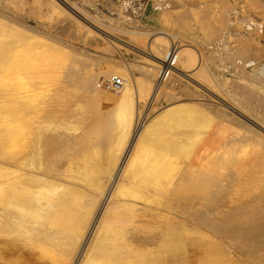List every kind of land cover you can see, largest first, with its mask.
<instances>
[{
	"label": "bare ground",
	"instance_id": "bare-ground-1",
	"mask_svg": "<svg viewBox=\"0 0 264 264\" xmlns=\"http://www.w3.org/2000/svg\"><path fill=\"white\" fill-rule=\"evenodd\" d=\"M45 1L53 15L69 14L57 16L63 28L75 24L89 37L128 34L131 42H125L148 56L138 68L146 78L134 76L138 65L98 60L82 47L70 57L55 39L35 42L41 34L35 27L25 23L15 31L0 19V264H20L23 251L34 257L31 264H264V134L255 129H264V108L253 105L258 93L247 88L264 89V63L233 64L240 81L234 80L236 87L231 81L235 88L228 91L210 67L192 68L197 51L201 60L230 67L224 64L230 54L226 16L237 7L227 0H169L176 9L166 13L159 2L160 22L174 19L197 36L194 25H200L204 40L229 26L204 56L172 32L114 28L75 0ZM246 1L264 12V0ZM130 5L122 0L119 14ZM241 11L245 17L234 24L248 27V48L255 52L264 18ZM174 46L176 67L160 84L161 64ZM246 65L255 69L246 74ZM182 77L226 95L224 104L235 112L250 102L247 119L256 127L210 101L177 95L185 89ZM106 79L121 87L103 88ZM16 93L20 106L10 109ZM246 94L252 96L247 104L240 98ZM166 95L172 96L167 104L136 120L141 99L156 103ZM229 131L228 141H217Z\"/></svg>",
	"mask_w": 264,
	"mask_h": 264
},
{
	"label": "rangeland",
	"instance_id": "rangeland-1",
	"mask_svg": "<svg viewBox=\"0 0 264 264\" xmlns=\"http://www.w3.org/2000/svg\"><path fill=\"white\" fill-rule=\"evenodd\" d=\"M44 1L45 0H5V1L1 2V0H0V12H2L0 15V17H1L0 19L2 21H3V19H5V21H7V23L10 25V26H8L9 29H11V30L18 29L15 31L24 30L23 25L25 23L35 27L39 31V33H41L40 35H39V33H35L36 36L39 35V36H37L36 39H34L35 42L44 41V40H47L48 38H52L53 40L55 39L54 42H56V43L58 42L57 43L58 45L65 46L67 48V49L65 48L66 50L63 52V54L67 53L66 51L68 50V53L70 52V54H71V55L69 54L70 57L72 56V54L75 55V53H76V51L74 50L75 48H81L82 47L81 49H83L89 53L91 52L90 54H94V57H96V55H98L99 57L97 56L98 58H95L98 60L99 59L101 60L102 59L101 56L102 57L104 56V57H108V58L112 57V59H115L117 61H120V60L124 61L125 63H127L130 66L136 67V65H138V67L133 70L134 76L136 78H141L143 80H144V78H146L145 73L143 71L140 72V69H138V68H140L139 66H143L144 64H146L147 59H145L142 56H145V57H148V56H146L145 53L143 54V52H141L137 48H133L132 46L128 45V43H126V42H131L128 34L122 33V32H118V33L114 32L115 36H112V35L108 36V35L104 34V35H96L93 37H91L92 36L91 35L89 37V34H86L87 32L85 31L84 28H77L75 26V24H73V26H71L68 29L63 28L62 26H60L61 23H60V21L58 22L57 19L59 17V20L60 19L62 20L66 17H69V14L67 12H62V15H60L61 14V12H60V14H59L60 16L58 15V13H54V15H53V13L50 11V5L47 3V1H45V2ZM75 1H76L77 5H79L81 7L84 5L83 7L86 9V11H88L90 14L95 15L103 23H105L107 25L109 24V26L111 25V26H114V28H122L124 30H140V29H142V31H143L145 29H148V30L150 29L152 31L156 30L157 32H162V33H166V32L171 33L172 32V34L175 35V41H180L181 38L188 40L187 41L188 43L194 44L200 51L203 52V54L205 53L204 56L205 55L207 56V55L211 54V52H213V50H212V48H214L213 43L216 42V39L220 38V35H222V33L226 32V29H228V27H229L227 25H229L228 23L230 22V24H231L230 25L231 26V28H230V40H229L230 41L229 42L230 54H228L226 56V58L224 60V64L227 65L228 63H230V64H228V66H230L232 68L229 67L230 68L229 69V68L225 67V69H222L223 62L221 63V65H219L220 62L218 61V59L207 60L206 58H204V60H201V58H203V57L200 55L199 51L196 52L195 60L193 61V65H192V68H195L194 72L199 67H203V65H204V67L205 66L210 67V69L213 70L216 74H218V76L221 75L223 78H225L224 86L226 88V91H228L229 89L232 90L231 87L232 88L236 87V85H233L236 83V81L234 83V80H237L238 83L240 81V77L237 75L235 68H234L235 66L233 64L238 63V65H239L241 63H247V62H251V61L252 62L254 61L256 63H260V62L264 63V55H262V53L260 52V50L262 48H264V31H262V28L259 30V33L254 35V38L260 42L259 47H261V49H259V50L255 49V52H251L250 49L248 48L249 45L251 44L249 39H248L249 35H246V33H245V29H248V27L242 26L239 23H238V25L234 24V21H235L234 19H236V22H237L241 17H245V14L243 15V12L241 11V9L243 10L244 8L249 9V13L253 18H255L258 21H263V18H264L263 17L264 12H262L263 9L250 6V4H248L247 1L245 2V0H227L229 5H231V6L235 5L237 8H235L234 10L233 9L229 10V12H228L229 16H226V20H227L226 24L227 25L225 24L224 26L219 28V30L217 29L215 31L216 33L212 37H210L209 40H204L207 38L206 33H205V31L200 29L201 28L200 25H197V24L194 25L197 27V31H198L197 32L198 36H197L195 33L193 35L187 31L181 29L178 26V22L174 19H172V21L170 19V21H166L164 23L160 22L158 20L160 11L157 9L159 2L164 3L163 8H164V12H166V13L174 11L176 9L171 3L168 4L169 0L168 1H166V0H131L132 5L125 8L123 10L122 14H119V9H120L119 3L121 4L122 0H75ZM44 3H46L47 5H45ZM67 8L70 12H73V14L80 17L71 8H69V7H67ZM100 9H101V11H100ZM116 9H118V10H116ZM198 9H199V7H196L195 10H198ZM235 11H238L237 17L234 15ZM3 13H5V14H3ZM48 14L49 15L51 14V15L49 16ZM51 16H53V17H51ZM80 18L83 19L82 17H80ZM2 21H0V22H2ZM57 23L60 25L58 26ZM6 26H4V27L6 28ZM11 26L12 27L14 26L16 28H11ZM237 26H238V28H237ZM19 27H20V29H19ZM72 29L74 31H71ZM58 31H60V33ZM61 31H62V33H61ZM156 31H153V33ZM250 31H252V30H250ZM44 32H47V33H44ZM64 32H66V33H64ZM48 33L51 34V37L49 36ZM103 36H104V38H103ZM76 37H77V39H76ZM88 37L91 39H89ZM105 37H106V39H105ZM39 38H41L42 40ZM58 40H60V41H58ZM106 40H108L109 42ZM213 40L215 42L211 43ZM114 41H115V43H114ZM217 41H219V40H217ZM65 42L68 43L69 45L65 44ZM116 42L122 44L123 46L122 45L118 46V47L115 46V45H117ZM109 45H110V47H108ZM69 46H70V48H73V49L68 48ZM105 46H107V47L105 48ZM217 47H220V46H217ZM217 47H215V49ZM218 49H220V48H218ZM90 50H92V51H90ZM110 52H113V53H110ZM207 53H209V54H207ZM59 54H61V53H59ZM195 65H197V66H195ZM252 68H253L252 66H247V65L245 67L242 66V70L246 74H250L253 71ZM232 69H234V70L232 71ZM253 69H255V68H253ZM223 70H224V72H223ZM196 78H198V77L196 76ZM189 79L190 78H188V77L187 78L186 77L181 78V82H182L185 89H179L178 88L177 90L180 92L178 93V91H177V95H181V93H185V94L191 95V97H197V98L199 97L200 99H204L205 101H210L212 104H214L215 107H218L219 109L223 110L226 114H228L229 118L233 117L238 122H242L243 124H248V125L252 126L253 128L256 127V125L253 126L254 124L251 123L247 119L249 117L247 115H249V111H250V105H249L250 102L248 103V101H250L251 97H252L250 94L253 95L254 93L255 94L258 93L256 96L254 94L255 97H252V98L255 99V102H256V100H260V99L261 100L255 103L254 100L252 99V102H254L253 105H256L259 108V107H261L260 104H263L261 108H264L263 107L264 106V103H263L264 99H263V97L260 98V95H259V94H263V96H264V89L263 88H260L259 86H255L252 84L249 85V87H247L248 90H250V92H252L254 90V92H252V93L249 92L250 93L249 95L251 97L247 94H246L247 97L245 95L240 96L242 102L244 101L246 104L248 103L249 106L247 105V109H245V111L243 110V112L241 110H239V108H237L236 111H238L239 112L238 113V112H235L234 110H231V108H229L228 106H226L224 104V103L229 104L227 101L230 102V100H228L229 98L226 95L218 92L217 90H216L217 94H215L216 92L213 93L210 91H206L205 89H202V88L200 89L199 88L200 86L197 85L195 80H193V79L189 80ZM231 81H233V83ZM135 83L136 82H134V84ZM230 83H232V84H230ZM238 83H236V84L238 85ZM102 84H103V86H102L103 88L105 86L108 87V88L106 87V89H109V88L113 89V88H120L121 87V83H115V82L113 83V81H110L108 79L104 80ZM229 84L233 85L235 87L230 86ZM250 86H251V89H250ZM237 89H238V87L236 89H233V91H235V90L237 91ZM152 91H153V83H152V87L150 88V91L148 94H151ZM238 91H239V89H238ZM245 91H247V89H245ZM242 93L243 92H241V94ZM243 96H245V98H247L248 100L247 99L245 100V98ZM257 96L260 99H256ZM18 97H19V94H17V93L15 95H12L9 97L8 108H10V109L14 108L16 110L19 108L20 103L18 104V101H19ZM223 97H226L225 100ZM16 98H18V100H16ZM171 98H172V96H170V95H166L163 97L160 96L156 100V103L155 102L152 103V101L149 98L147 100L141 99L142 102L139 105L141 107V111L138 109L135 112L136 120L142 118V116H144V114H147V116L149 114L151 115L152 112L159 109L161 106L167 104L169 102V100H171ZM260 110H263V109H260ZM183 112L185 113L186 111H183ZM263 117H264V113H263ZM231 127L238 130L237 128L233 127V125H231ZM257 128H258V131H260L261 133L264 134L263 128H259L257 126L255 129H257ZM227 133L225 135L221 136L219 139L217 138V141H228V139H229L228 137H230V131ZM126 141H131V140L129 138ZM230 247H232V246H230ZM231 250H233V247ZM24 252H26V251H23V254L20 258H23V259H21L23 261L25 258L26 262L20 261L21 263L20 262L19 263L20 264H23V263L31 264L33 262L31 260H34V257L33 256L30 257V255H28V258H31V260H29L26 257L27 252H26V255H24Z\"/></svg>",
	"mask_w": 264,
	"mask_h": 264
},
{
	"label": "built area",
	"instance_id": "built-area-1",
	"mask_svg": "<svg viewBox=\"0 0 264 264\" xmlns=\"http://www.w3.org/2000/svg\"><path fill=\"white\" fill-rule=\"evenodd\" d=\"M177 58H178V51L176 49V46H174L167 52L161 64L159 77H158V82L160 84H162L167 79H169L171 74L174 72Z\"/></svg>",
	"mask_w": 264,
	"mask_h": 264
}]
</instances>
